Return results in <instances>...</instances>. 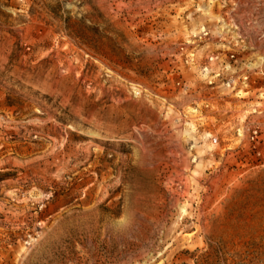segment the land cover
<instances>
[{"label":"rangeland","instance_id":"rangeland-1","mask_svg":"<svg viewBox=\"0 0 264 264\" xmlns=\"http://www.w3.org/2000/svg\"><path fill=\"white\" fill-rule=\"evenodd\" d=\"M0 264H264V0H0Z\"/></svg>","mask_w":264,"mask_h":264},{"label":"built area","instance_id":"built-area-1","mask_svg":"<svg viewBox=\"0 0 264 264\" xmlns=\"http://www.w3.org/2000/svg\"><path fill=\"white\" fill-rule=\"evenodd\" d=\"M209 40L210 32L203 27L197 36L190 38L173 54V62L178 64L171 71V75L176 78L174 88L187 95L191 89V82L188 80L190 72L198 69L208 87L213 91L221 92L217 93L220 98L241 99L252 77L259 73V68L243 61L244 50L237 41L232 45V48L236 49L232 50L229 44H224L221 52L208 51L204 62L197 65L194 45L197 41L208 44ZM252 134V140H254L257 132L253 131Z\"/></svg>","mask_w":264,"mask_h":264}]
</instances>
